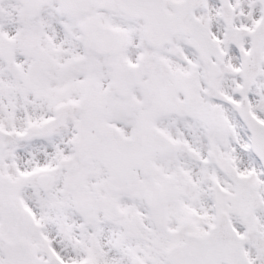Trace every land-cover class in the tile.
Segmentation results:
<instances>
[{
  "label": "snow or ice",
  "instance_id": "obj_1",
  "mask_svg": "<svg viewBox=\"0 0 264 264\" xmlns=\"http://www.w3.org/2000/svg\"><path fill=\"white\" fill-rule=\"evenodd\" d=\"M0 264H264V0H0Z\"/></svg>",
  "mask_w": 264,
  "mask_h": 264
}]
</instances>
